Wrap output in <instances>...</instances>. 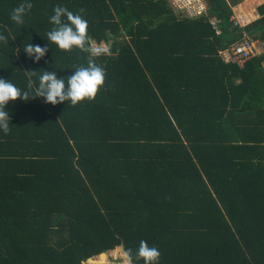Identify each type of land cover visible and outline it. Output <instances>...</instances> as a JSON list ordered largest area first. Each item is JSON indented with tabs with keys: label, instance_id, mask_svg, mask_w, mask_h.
Wrapping results in <instances>:
<instances>
[{
	"label": "trees",
	"instance_id": "1",
	"mask_svg": "<svg viewBox=\"0 0 264 264\" xmlns=\"http://www.w3.org/2000/svg\"><path fill=\"white\" fill-rule=\"evenodd\" d=\"M240 1L190 17L170 0H0V76L27 90L44 69H104L92 98L6 106L0 264H112L120 247L144 264L142 240L158 264H264V54L221 56L264 42V3L241 26ZM57 6L88 21L87 50L48 40ZM29 43L48 45L39 62Z\"/></svg>",
	"mask_w": 264,
	"mask_h": 264
},
{
	"label": "clouds",
	"instance_id": "2",
	"mask_svg": "<svg viewBox=\"0 0 264 264\" xmlns=\"http://www.w3.org/2000/svg\"><path fill=\"white\" fill-rule=\"evenodd\" d=\"M66 17L67 22L62 20ZM11 19L17 23H23L21 15L14 14ZM50 22L54 24L52 30L47 33L49 41L54 42L62 50H71L73 46L81 50H87L86 41L88 21L80 14H74L65 7L57 6L54 8V15L50 17ZM4 37L0 36V40ZM48 50V45L41 47L33 43L24 46V53L33 60L39 62L45 56ZM96 54L105 51L101 48H96ZM32 74L33 71H29ZM38 84L29 78L27 90L21 89L8 78L0 76V128L4 131L8 130L9 121L11 120L10 111L7 110L9 101H16L19 98L22 101H30L41 97L45 103L57 105L66 101H71L76 104L85 98H92L96 95L98 88L104 82V69L97 66L92 59L88 60L87 66L76 67L70 74L67 82L61 76H58L54 70L44 71L38 76ZM31 99V100H32ZM126 259L131 264V250L125 254ZM137 257H142L144 264H158L160 252L156 247H150L146 241H141L136 253Z\"/></svg>",
	"mask_w": 264,
	"mask_h": 264
},
{
	"label": "built area",
	"instance_id": "3",
	"mask_svg": "<svg viewBox=\"0 0 264 264\" xmlns=\"http://www.w3.org/2000/svg\"><path fill=\"white\" fill-rule=\"evenodd\" d=\"M171 4L178 10L190 17H197L207 10L205 0H170ZM215 25V20H212ZM219 33V31H218ZM264 54V42L257 39L251 40L246 33L243 38L227 50L221 52V56L227 62L234 61L242 65L247 60Z\"/></svg>",
	"mask_w": 264,
	"mask_h": 264
},
{
	"label": "rangeland",
	"instance_id": "4",
	"mask_svg": "<svg viewBox=\"0 0 264 264\" xmlns=\"http://www.w3.org/2000/svg\"><path fill=\"white\" fill-rule=\"evenodd\" d=\"M227 1L230 2L231 0H227ZM251 2H253V4ZM254 2H256V0H251L249 2H246L245 5H242V7L239 8V9H241L240 12L238 11L239 10L238 9L239 3H237L236 5L233 6L235 24H239L241 26H246V24H249L248 23L249 20H252V17H250V18L244 17L246 8H249L248 9L249 12L252 11V14L254 17L258 16L256 9H255L256 4ZM258 4H262V0H259ZM125 253H126L125 250L122 247H120L118 249V251H116V252H109L108 258L113 262L112 264H129V261L126 259L125 255H124ZM83 264H88V263L84 262Z\"/></svg>",
	"mask_w": 264,
	"mask_h": 264
},
{
	"label": "crops",
	"instance_id": "5",
	"mask_svg": "<svg viewBox=\"0 0 264 264\" xmlns=\"http://www.w3.org/2000/svg\"><path fill=\"white\" fill-rule=\"evenodd\" d=\"M249 1H251V0H244V1L242 0V1L239 3V5H238V6H239L238 9L241 8L242 5H245V3H246V2H249ZM251 3L253 4V2H251ZM258 3H259V0H257V1L255 2V4H256V8H255V9H256V12H257V15H258L257 17H254L253 14H252V11L249 12V11H248L249 8H246V7H245V8H246V11H245V15H244V17H247V18L252 17V20H249L248 23H250V22H252V21H254V20H256V19L259 18V14H258V11H257V7H258L259 5H261V4H258ZM263 3H264V0H262V4H263ZM238 11L240 12L241 9H239ZM246 25H247V24H246Z\"/></svg>",
	"mask_w": 264,
	"mask_h": 264
}]
</instances>
